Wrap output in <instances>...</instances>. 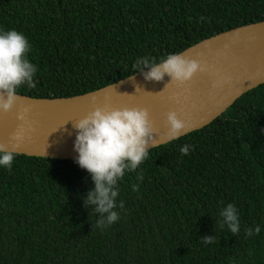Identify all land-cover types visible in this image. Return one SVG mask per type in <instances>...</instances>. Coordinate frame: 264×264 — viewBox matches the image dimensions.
Returning a JSON list of instances; mask_svg holds the SVG:
<instances>
[{"label":"trees","instance_id":"1","mask_svg":"<svg viewBox=\"0 0 264 264\" xmlns=\"http://www.w3.org/2000/svg\"><path fill=\"white\" fill-rule=\"evenodd\" d=\"M263 21L264 0H0V29L22 32L38 67L35 86L18 94L35 98L102 89L141 72L139 58L158 62ZM140 169L119 182L124 211L101 231L85 204L95 187L86 170L17 154L0 169V264H264V84L204 129L150 150ZM229 203L237 235L219 224ZM255 226L260 234L246 236Z\"/></svg>","mask_w":264,"mask_h":264},{"label":"water","instance_id":"2","mask_svg":"<svg viewBox=\"0 0 264 264\" xmlns=\"http://www.w3.org/2000/svg\"><path fill=\"white\" fill-rule=\"evenodd\" d=\"M201 63L202 71L184 84L162 81L141 71L102 89L67 98L18 94L13 109L0 111V144L16 154L75 160L76 123L97 109H144L156 144L167 145V115L175 112L188 125L178 138L199 131L222 116L246 93L264 84V21L220 33L181 52ZM24 130L23 141L16 135Z\"/></svg>","mask_w":264,"mask_h":264},{"label":"clouds","instance_id":"3","mask_svg":"<svg viewBox=\"0 0 264 264\" xmlns=\"http://www.w3.org/2000/svg\"><path fill=\"white\" fill-rule=\"evenodd\" d=\"M30 52L31 44L22 32L0 29V111L7 113L13 109L21 86H35L38 67L29 60ZM133 67L139 71L149 68L145 77L149 81H162L167 75L180 84L191 81L204 70L200 62L185 58L181 52L169 53L158 62L142 57L135 61ZM167 126L168 140L178 139L188 130V125L175 112L168 113ZM75 128L74 151L78 154L75 163L91 175L95 185L88 192L85 204H91L94 212L100 214L96 226L104 231L121 219L125 206L123 200L117 205L119 182L126 173L137 172L149 158V148L156 144L154 128L147 110L129 108L111 111L97 109L78 121ZM15 139L23 141L24 130ZM190 147L186 144L180 152L188 155ZM16 155L6 145L0 144V169L11 171ZM136 180L143 183L142 169ZM132 188L137 190L138 184H133ZM117 207L119 211L114 210ZM219 216L221 229L226 226L233 235L241 231V217L235 204H227L220 210ZM260 232V226L245 229L248 237ZM212 241V237L203 239L205 245Z\"/></svg>","mask_w":264,"mask_h":264}]
</instances>
